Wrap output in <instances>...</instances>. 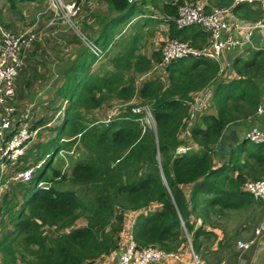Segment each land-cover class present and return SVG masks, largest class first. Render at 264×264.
Segmentation results:
<instances>
[{"label": "trees", "instance_id": "obj_1", "mask_svg": "<svg viewBox=\"0 0 264 264\" xmlns=\"http://www.w3.org/2000/svg\"><path fill=\"white\" fill-rule=\"evenodd\" d=\"M11 2L16 10L15 1ZM227 2L233 5V0ZM234 11L238 15L243 12L253 21L260 18L259 12L249 5L236 6ZM188 34L200 40L198 46L194 45L196 48L208 45L209 35L196 27L178 30L172 38L189 41ZM155 61L161 63V59ZM125 68L128 72L133 70ZM151 68L148 60H141L134 70L142 73ZM263 68L264 51L255 53L252 59H236L234 70L247 82L217 83V115H201V124L190 132L194 148L186 146L184 137L190 104L193 95L216 82L221 74L218 62L208 58L179 60L163 68V81L156 78L143 85L142 102L137 107H150L156 131L142 124L144 115L134 114L133 108L137 107L133 105L127 106L126 112L114 117L108 126L90 120L85 114L96 106L91 102L95 98L93 89L102 90L108 85H84L76 96L74 85L68 82L59 94L67 99L62 136L58 139L62 144L60 150L69 151L75 146L87 155L69 176L75 189L36 191L39 182L51 184L55 180L41 177L32 187L22 189V183H17L8 188L0 203V215L4 217L0 222V264H91L116 255L127 239L126 215L154 203L161 210L138 216L132 229L133 241L140 248L154 246L173 253L180 245H188L190 238L194 251L204 260L208 253L205 241L210 238L206 225L212 214L223 215L224 210L244 207L250 210L252 205L260 208L264 204L242 191L248 181L242 172L248 164L241 166L235 152H223L220 145L230 123L248 119L263 104L260 90L253 83ZM120 81L121 76L114 73L109 80L110 93L126 104L136 96L134 81L131 79L125 86ZM105 101L101 98L98 103ZM12 128L10 138L21 129ZM68 139L71 141L65 144ZM181 146L188 150L178 154ZM247 151L264 171V146ZM226 156L230 157L231 166L214 170L215 158ZM22 161L12 164V172L1 174L0 180L4 182L22 171ZM55 174V178L59 177L58 172ZM181 186L192 188L189 196ZM199 218L204 225L196 228ZM80 220H86L87 225L78 227Z\"/></svg>", "mask_w": 264, "mask_h": 264}, {"label": "crops", "instance_id": "obj_2", "mask_svg": "<svg viewBox=\"0 0 264 264\" xmlns=\"http://www.w3.org/2000/svg\"><path fill=\"white\" fill-rule=\"evenodd\" d=\"M14 1L16 10L12 9L11 0H0V29L10 31L16 35L29 31L38 35V40L27 52L26 63L21 68L15 81V97L10 100V104L15 108L12 115L15 126L12 130L27 128L38 132L27 149L20 169L36 166L43 159L48 160V156L51 159L50 164L47 162L46 165L37 170L30 182L20 185L22 189L32 187V183L41 177L55 179L51 185L57 191L73 190L75 188L69 181V176L75 165L87 155L84 150L75 149V146L69 151L60 150L62 144L58 142V139L62 136L60 129L64 123L67 106V99L59 96L62 88L68 82L73 84L77 96V93L84 89V85L92 86L97 82H105L108 86L102 90L93 89L95 98L91 102L96 106L85 114L90 120L94 119L96 122H104L110 115L113 117L122 115L129 105L140 106L142 102L140 92L143 85L156 78L163 81L164 67L161 66V63H156L155 59H161L162 61L161 48L163 44L178 31L175 23L178 17V7L175 0H87L81 6L75 20V27L81 32L84 38L82 39L77 32L64 26V22L55 21L54 14L49 12V10L51 11V0ZM65 1L71 2L72 0ZM188 1L202 6L207 12L215 8H229L232 6L228 4L227 0ZM249 6L253 11L259 12L260 17L261 13L258 6ZM232 11L240 19L253 21L246 18L243 12H239L238 15L235 13L234 8H232ZM196 28L201 30L204 35H208L202 28ZM188 37L187 40L198 46L196 43H199L200 40L194 39V36L190 34H188ZM1 39L0 31V42ZM86 42L100 48L102 56L96 57ZM262 51H264V37L255 35L251 44L246 47L225 52L219 63L222 72L216 82L209 87L213 89V98L206 106L205 114L217 115L214 96L217 83L225 85L235 80L247 82L246 78H239L234 70L236 59H252L255 53ZM249 52H252V55ZM141 60H148L152 68L137 73L134 68L139 67ZM120 65L123 66L122 69ZM125 67H130L133 70L128 72ZM263 72L264 68L255 76L253 83L260 90L261 100L264 103ZM114 73L121 76L120 83L124 86L128 85L131 79L134 81L136 96L132 101L124 104L114 94L110 93L112 84L109 80ZM101 98L106 99L105 103H98ZM201 115L196 121L186 125L184 137L186 146L189 148L196 147L190 132L197 124H201ZM4 116L5 112L0 110V120ZM252 128H259L264 132V116H257L254 112L248 119L230 123L225 136V149L227 152L234 151L241 166L248 164V167H245L242 172L247 175L248 181H253L255 178L259 180L264 177L263 168H258V164L254 159L249 158L250 154L247 151L248 148L254 146H264L246 140V135ZM11 132L10 130L8 134ZM68 140L65 144L71 141V139ZM58 150H60L59 153H57ZM46 153L49 155L44 157ZM224 166H231L229 156L215 158L214 170ZM249 167H254V170H250ZM15 168L18 169V167ZM12 169L13 167L9 166L5 173L12 172ZM56 172L59 173L57 178H55ZM237 173L238 171L235 172V174ZM16 185V182L8 180L0 187V203H3L8 188ZM181 188L188 191L184 193L189 196L188 193L192 188L188 186H181ZM225 190L229 191L227 185H225ZM242 191L247 193L244 188H242ZM209 196L207 194V197ZM10 198L11 196L8 200ZM217 208L219 207L217 206ZM245 208L234 211L224 210L223 215L219 213L210 216L206 225V231L210 234V238L205 241L208 253H206V258H203L204 261L210 264H220L222 262L224 264H264V235L257 247H252L244 252L238 247L239 241L249 242L255 238V230L264 223V204L260 208L255 207V205L250 206V210ZM158 210H161V206L154 203L146 208L141 207L139 211H129L125 220L126 227H129L126 240H133L132 229L139 215L153 213ZM256 210L259 211L258 220H255L258 223L253 229L247 219L236 222L233 226L230 224H227L229 227L224 225L226 217L232 213H245L244 211L254 213ZM209 212H212V210ZM2 219H4L3 216ZM182 222L186 235H188L185 222ZM82 223L83 225H81ZM86 225V220H80L77 224L78 227ZM202 225H204L203 221L199 218L196 228ZM250 233L251 235L246 237V234ZM181 251H184L186 260L191 258L187 244L180 245L175 252ZM118 254L104 257L98 262L99 264H118ZM158 264H177V262L173 258H168Z\"/></svg>", "mask_w": 264, "mask_h": 264}, {"label": "built area", "instance_id": "obj_3", "mask_svg": "<svg viewBox=\"0 0 264 264\" xmlns=\"http://www.w3.org/2000/svg\"><path fill=\"white\" fill-rule=\"evenodd\" d=\"M86 2L87 0H72L71 2L51 0L55 21L59 20L64 24H69L78 15L81 6ZM175 3L178 7V17L175 22L178 30L193 26L200 27L209 35V42L203 48H196L191 41L178 38L168 39L161 48V66L164 68L179 60L190 58H208L220 63L226 51L246 47L251 44L255 35L264 37V0H233L231 7L215 8L210 12L188 0H175ZM246 4L258 6L261 13L258 20L246 21L240 19L232 11V8ZM0 31L2 35L0 42V110L5 112V116L0 120V173L4 174L9 166L22 161L28 147L38 134L36 130L27 128H21L14 135L12 134L11 138L8 134L14 125L12 115L15 108L10 104V100L15 97V81L19 70L26 63L27 52L37 42L38 35L31 31L21 35L3 29H0ZM86 43L96 57L102 56L100 48L90 42ZM212 98V88H206L194 96L190 104V116L187 124L196 121L199 115L205 112L206 106ZM133 113L144 115L141 119L143 125L146 126V123L151 120L154 124L153 128L156 127L150 107L133 108ZM256 115L264 116L263 105L258 108ZM113 118L110 116L105 120V125L107 126ZM246 140L256 145H264V132L259 128H252L246 135ZM187 150L188 148L181 146L178 148V153H185ZM43 163L40 162L36 166L17 172L12 177L13 181L21 183L31 181L35 171ZM40 186L43 189H49L46 184H40ZM244 189L255 200L264 202V178L258 181L246 182ZM263 235L264 223L256 229L253 240L238 242L239 249L244 252L252 247H257ZM188 251L191 258L186 260L184 251L169 253L153 246L140 248L133 241H129L118 264H157L168 258H173L177 264H210L196 254L190 241ZM220 264H224V262Z\"/></svg>", "mask_w": 264, "mask_h": 264}, {"label": "rangeland", "instance_id": "obj_4", "mask_svg": "<svg viewBox=\"0 0 264 264\" xmlns=\"http://www.w3.org/2000/svg\"><path fill=\"white\" fill-rule=\"evenodd\" d=\"M0 6H1V3H0ZM49 12L51 13H53V10H52V5H51V11L49 10ZM75 20H76V16H75V18H74V20L73 21H70L69 22V24H65L64 26H67L68 27V29H72L73 31H75V32H77V34H78V36L80 37V38H82V39H84L83 38V36H82V34H81V32L78 30V29H76V27H75ZM57 21H59V20H56V22ZM215 101H216V97H215ZM142 112H144V111H142ZM111 116V115H110ZM109 116V117H110ZM109 117H107V119L109 118ZM112 118H113V116H111ZM106 119V120H107ZM146 126L148 127V128H150V129H152V130H155L156 131V127L155 128H153L154 127V124H153V122L150 120V122L148 121L147 123H146ZM155 126H156V123H155ZM236 152H238V151H236ZM57 158V157H56ZM69 167V166H68ZM67 167V168H68ZM66 168V169H67ZM36 173H37V171H36ZM35 173V174H36ZM245 213H232V214H230L229 216H227L226 217V219H225V226H228L227 224H230L231 226H233L234 225V223H236V222H240V221H243V220H245V219H247L250 223H251V227H252V229L253 228H255V226L257 225V221H255V220H258V214H259V211L258 210H256L254 213H252V212H246V211H244ZM251 215V216H250ZM250 217V218H249ZM2 219V215H0V220ZM81 225H83V223L81 224ZM229 227V226H228ZM259 228V227H258ZM229 230H232V229H230V228H228ZM251 235V233L250 234H246V237H249ZM259 242V241H258ZM99 261V260H98ZM98 261H96V262H94V263H91V264H99V263H97Z\"/></svg>", "mask_w": 264, "mask_h": 264}, {"label": "clouds", "instance_id": "obj_5", "mask_svg": "<svg viewBox=\"0 0 264 264\" xmlns=\"http://www.w3.org/2000/svg\"><path fill=\"white\" fill-rule=\"evenodd\" d=\"M246 5H247V4H246ZM34 45H35V44H34ZM20 70H21V69H20ZM20 70H19V72H20ZM17 77H18V76H17ZM16 79H17V78H16ZM263 104H264V103H263ZM263 104H262V105H263ZM263 106H264V105H263ZM256 113H257V112H256ZM103 123H104V122H103ZM104 124H105V123H104ZM109 124H110V123H109ZM109 124H108V125H109ZM108 125H107V126H108ZM247 141H248V140H247ZM249 142H250V141H249ZM183 147H184V146H183ZM177 153H178V150H177ZM178 154H180V153H178ZM47 159H48V158H47ZM40 162H44L43 165H41V167H42V166L45 165V163L47 162V160L44 159L43 161H40ZM40 162H39V163H40ZM39 163H38V164H39ZM32 167H33V166H32ZM41 167H40V168H41ZM29 168H30V167H29ZM40 168H38L37 170H39ZM26 169H28V168H26ZM24 170H25V169H24ZM37 170H36V171H37ZM36 171H35V173H36ZM35 173H34V175H33V178H34V176H35ZM33 178H32V179H33ZM10 179L13 181L12 178H10ZM8 180H9V179H6L4 182L1 181V185H0V187H2L3 184H4L6 181H8ZM14 182H15V181H14ZM29 182H30V181H29ZM16 183H21V182H16ZM27 183H28V182H27ZM40 184H46V185L49 186V189H52V185H51V184H48V183H45V182L41 181V182H39V183L35 186V187H36V191H37V190H49V189H43V188L40 186ZM182 226H184L183 222H182ZM255 231H256V230H255ZM129 241H133V240H128V241L126 240L124 247H123L122 250L120 251V252H122V254H123V250L125 249V247H126V245H127V243H128ZM189 241L191 242L190 238H188V244H189ZM133 242H134V241H133ZM134 243H135V242H134ZM191 244H192V243H191ZM137 246H138V245H137ZM187 246H188V245H187ZM138 247H139V246H138ZM153 247H154V246H153ZM192 247H193V246H192ZM145 248H146V247H145ZM156 248H157V247H156ZM193 249H194V248H193ZM120 252H119V253H120ZM169 253H172V252H169ZM173 253H174V252H173ZM175 253H176V252H175ZM118 255H119V254H118ZM121 256H122V255H121ZM120 258H121V257H120ZM120 258H119V259H120ZM163 261H164V260H163ZM157 264H158V263H157Z\"/></svg>", "mask_w": 264, "mask_h": 264}, {"label": "water", "instance_id": "obj_6", "mask_svg": "<svg viewBox=\"0 0 264 264\" xmlns=\"http://www.w3.org/2000/svg\"><path fill=\"white\" fill-rule=\"evenodd\" d=\"M263 105H264V104H263ZM234 144H235V143H234ZM236 144H237V143H236ZM225 146H226V138H223V139L221 140V149H222L223 152H226ZM163 178H164V177H163ZM121 255H122V252L119 253L118 258H120Z\"/></svg>", "mask_w": 264, "mask_h": 264}]
</instances>
